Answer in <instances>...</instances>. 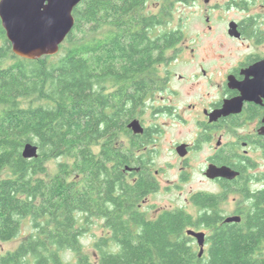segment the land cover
Instances as JSON below:
<instances>
[{"label":"trees","instance_id":"obj_1","mask_svg":"<svg viewBox=\"0 0 264 264\" xmlns=\"http://www.w3.org/2000/svg\"><path fill=\"white\" fill-rule=\"evenodd\" d=\"M146 1L82 0L58 54L35 60L13 55L0 21V242L16 239L25 220L32 229L13 250L0 252V264H264V221L216 230L206 259L171 240L189 222L181 211L154 222L133 219L129 229L109 205L124 187L112 166L117 139L105 91L148 69L157 48L163 58L184 38L181 28L157 33L161 23L145 15ZM232 2L244 10L243 2ZM26 143L38 147L37 158L22 157ZM49 161H56L54 173ZM113 215L117 239L95 241L92 259L81 242L87 225Z\"/></svg>","mask_w":264,"mask_h":264},{"label":"flooded vegetation","instance_id":"obj_2","mask_svg":"<svg viewBox=\"0 0 264 264\" xmlns=\"http://www.w3.org/2000/svg\"><path fill=\"white\" fill-rule=\"evenodd\" d=\"M148 1L145 15L157 18L161 25L154 28L161 29L170 14L166 9L161 14L160 4L157 14L151 13ZM175 1L170 0L172 5ZM239 1L245 4L243 11L250 10L246 0ZM257 18L246 13L226 24L227 37L242 50L235 62L226 58V64H209L214 52L195 56L192 48L179 45L165 50L162 58L157 48L159 62L134 77L115 80L105 91L111 97L109 129L117 139L112 166L120 171L124 187L120 199L114 195L119 191H113L111 209H119L130 224L181 211L189 222L171 240L198 258H210L216 230L255 228L258 220L264 221V20ZM232 22L235 37L228 35ZM228 103L233 112L221 114ZM133 122L141 132L133 131ZM221 168L233 175L210 171ZM162 197H167L163 205ZM106 220L92 221L104 232L98 240L114 242L115 216ZM189 230L204 234L202 248Z\"/></svg>","mask_w":264,"mask_h":264},{"label":"rangeland","instance_id":"obj_3","mask_svg":"<svg viewBox=\"0 0 264 264\" xmlns=\"http://www.w3.org/2000/svg\"><path fill=\"white\" fill-rule=\"evenodd\" d=\"M232 1L236 0H189L187 3L178 0L172 5V2L166 4L161 2L158 3L155 0H149L150 6L148 9L151 13L157 14L158 10L156 8L157 5L160 4V7L167 10V15L170 14L163 22L162 28L157 29V33L163 30H171V28H181L184 33V38L179 46L192 48L194 54H196L195 56H200L202 54L208 55L207 52H214L210 55L215 56H212L207 63L216 62L217 65H221V63L226 64V58L235 62L238 53L242 51L239 43L227 37L225 32L227 28L226 24L229 21L240 20L246 13L257 16L258 18L261 16L260 20H264V0H246L250 7L248 11L237 8L232 4ZM206 17H209V22L205 21ZM216 55L223 56V60H218ZM214 58L218 61H215ZM46 166L49 167L48 172L54 173L56 171V161H49ZM192 185L196 187V182ZM162 199L163 200L160 202L161 205L165 204L167 197H162ZM178 200L179 198H177V205L183 203V197L180 201ZM94 219L92 221H94ZM92 221L87 225V233L84 234L81 242L84 253L94 259L96 257L93 247L94 242L97 241L104 232L98 228L99 226L93 224ZM27 223L26 220L23 221L21 233L16 239L10 242H0L1 253L13 250L25 236L31 233V225ZM71 256V253H67V257L70 258Z\"/></svg>","mask_w":264,"mask_h":264},{"label":"water","instance_id":"obj_4","mask_svg":"<svg viewBox=\"0 0 264 264\" xmlns=\"http://www.w3.org/2000/svg\"><path fill=\"white\" fill-rule=\"evenodd\" d=\"M82 0H0V21L10 43L14 56L25 60L55 56L74 27L73 10ZM229 24L228 35L237 36L235 24ZM231 103V102H230ZM228 103L221 114L232 113ZM133 131L141 132L137 122H133ZM22 157L30 160L38 157V147L26 143L22 147ZM216 176L233 173L228 168L211 169ZM236 219H230L234 221ZM203 247L204 234L187 231ZM201 252V251H200ZM201 254V253H200Z\"/></svg>","mask_w":264,"mask_h":264}]
</instances>
